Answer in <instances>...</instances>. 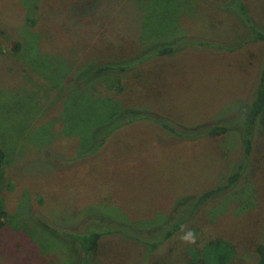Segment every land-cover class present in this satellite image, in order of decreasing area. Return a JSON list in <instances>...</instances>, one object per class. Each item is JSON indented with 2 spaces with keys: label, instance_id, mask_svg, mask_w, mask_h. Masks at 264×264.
Instances as JSON below:
<instances>
[{
  "label": "rangeland",
  "instance_id": "374dc122",
  "mask_svg": "<svg viewBox=\"0 0 264 264\" xmlns=\"http://www.w3.org/2000/svg\"><path fill=\"white\" fill-rule=\"evenodd\" d=\"M82 1L0 0V264H79L64 233L101 232L107 223L112 232L87 264H219V253L228 256L222 264H254L264 226L262 125L236 183L153 251L145 240L180 216L173 205L229 174L238 133L176 140L141 120L94 148L99 126L113 123L104 111L121 109L125 119L127 110L150 112L185 126L229 119L251 97L260 43L233 52L189 45L90 79L92 65L127 61L153 44L186 36L236 46L246 33L219 6L230 0H102L79 16ZM241 1L264 26V0ZM211 244L221 251L210 255Z\"/></svg>",
  "mask_w": 264,
  "mask_h": 264
},
{
  "label": "trees",
  "instance_id": "16d2710c",
  "mask_svg": "<svg viewBox=\"0 0 264 264\" xmlns=\"http://www.w3.org/2000/svg\"><path fill=\"white\" fill-rule=\"evenodd\" d=\"M102 0H83L82 3L78 4L77 12L79 16H85L86 13H90L92 11L93 6H95L98 2ZM229 1V0H228ZM220 8L229 13L235 19L239 20L241 27L245 30L246 35L243 38H240L238 44H215L208 41L196 40L191 41L192 39L186 36H181L174 38L171 41L162 43V44H153L149 47L145 48L139 54L133 56L124 62H118L113 64H95L88 68V76L90 79L96 78L107 72H122L124 70L130 69L133 66L141 64L145 61L151 60V58L163 57V56H171L175 53H179L182 47L185 46H196L198 48H204L214 51L223 50L224 52H233L240 50L244 45L251 43H260L261 45V61L260 65L254 80V86L251 90V97L246 102L243 108L232 116H230L227 120H221L220 123H204L196 126H185L181 124H174L173 121H169L164 117H160L150 112H137L133 110H127V115L132 118H123L124 112L121 109L116 113L112 111L107 113L104 111L103 114H109L107 118L104 120L113 121L111 125L108 123H103L99 127H102V136L95 145L94 150L97 151L99 147L103 144L105 138L114 130L118 129L122 125L131 124L134 122H138L141 120L150 121L156 124L159 128L164 129L171 135L176 136V140L178 138L183 140H190L198 137H216L222 136L229 130H234L238 133L239 136V157L238 161L234 165V167L230 170L229 174L219 183L217 186L207 189L205 191H201L196 195L185 196L178 200L175 205H173V211L180 212L178 213V218H174L173 221L170 220L173 216L169 215L168 217V225H165L166 230L163 231L157 238H153L150 240H145V243H149L147 246L148 251H153L157 246L162 244L168 238H170L173 233L177 232L184 224L187 218L193 214L199 205L204 203L205 201L211 199L217 194L229 189L232 185H234L237 179L240 177V174L243 171L246 161L249 158L251 152V141H252V130L256 124L262 125L264 128V26H256L251 21L250 17L247 14L246 7L242 4L241 0H230L226 4L219 5ZM235 10V13L232 11ZM76 12V11H75ZM84 14V15H83ZM234 43V42H233ZM18 45L15 43L13 46L14 50H17ZM103 105V104H101ZM105 106V105H104ZM103 107V106H101ZM120 114L117 117V121H115L116 114ZM94 129V131L99 130ZM93 150V152H94ZM92 152V151H91ZM90 152V153H91ZM82 155V154H81ZM5 155L0 148V168L3 165ZM184 209V210H183ZM183 210V212H182ZM174 213V212H173ZM172 214V212H171ZM5 217L4 209L0 206V228L3 227V219ZM107 225L103 231H81L80 229H73L70 232L64 233L66 237H68L75 245V255L77 256V260L79 264H87V258L91 255H94L95 251L98 247V240L102 235L110 234L112 232L109 229L110 225ZM168 227V228H167ZM228 250L229 247H225ZM218 245L210 246L208 252H212L210 255H216V252L219 253L221 250ZM214 250V251H212ZM255 253V263L254 264H264V226H263V234L259 239L258 243L254 247ZM228 256L223 253H219L216 255V258L219 259L220 263L224 261Z\"/></svg>",
  "mask_w": 264,
  "mask_h": 264
}]
</instances>
